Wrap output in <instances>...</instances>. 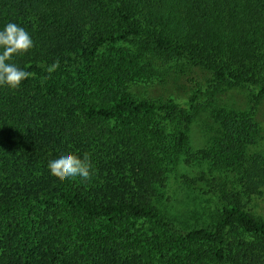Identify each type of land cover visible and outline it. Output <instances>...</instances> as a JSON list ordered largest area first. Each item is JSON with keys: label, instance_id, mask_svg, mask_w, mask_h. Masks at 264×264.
I'll return each mask as SVG.
<instances>
[{"label": "trees", "instance_id": "16d2710c", "mask_svg": "<svg viewBox=\"0 0 264 264\" xmlns=\"http://www.w3.org/2000/svg\"><path fill=\"white\" fill-rule=\"evenodd\" d=\"M10 22L34 47L10 61L30 78L0 86V264H264V220L242 202L264 195L255 107L213 106L194 150L197 94L182 106L132 90L177 62L209 74L213 105L237 89L264 100V0H0ZM68 152L90 154L91 179L50 174ZM191 159L229 182L188 229L159 192Z\"/></svg>", "mask_w": 264, "mask_h": 264}, {"label": "rangeland", "instance_id": "374dc122", "mask_svg": "<svg viewBox=\"0 0 264 264\" xmlns=\"http://www.w3.org/2000/svg\"><path fill=\"white\" fill-rule=\"evenodd\" d=\"M162 78H157L150 83H143L132 90L135 95L149 99L172 98L182 106H187L189 98L198 95L201 105L197 119L191 125V144L194 150L204 148L207 140L214 133L215 124L211 118L212 107L221 105L234 107L239 105L244 108L255 107L256 120L260 132L256 143L251 147L252 152H264V100L254 102V93L251 90H228L218 96L214 105L210 103L208 88L209 74L199 68L190 67L185 63L172 62L162 67ZM210 140V139H209ZM174 167V166H172ZM198 179L190 184L188 180ZM229 174L211 173L209 163L183 160L168 173V180L164 189L160 190L163 203L160 207L170 214L178 217V226L191 229L209 220L217 209V191L221 184L228 183ZM231 179V177H230ZM243 206L255 217L264 220V195L242 197Z\"/></svg>", "mask_w": 264, "mask_h": 264}, {"label": "clouds", "instance_id": "9594fccd", "mask_svg": "<svg viewBox=\"0 0 264 264\" xmlns=\"http://www.w3.org/2000/svg\"><path fill=\"white\" fill-rule=\"evenodd\" d=\"M34 47L30 34L16 23H8L0 30V86L18 89L21 83L30 78L31 73L19 68L10 61L14 56L26 54ZM59 68V61L53 62L47 68L52 73ZM92 163L90 154L83 157L68 152L48 162L50 174L63 181L70 177H79L83 180L91 179Z\"/></svg>", "mask_w": 264, "mask_h": 264}]
</instances>
